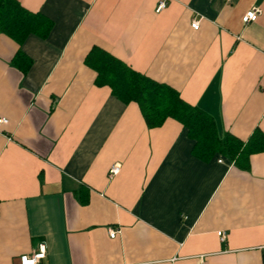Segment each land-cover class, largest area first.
<instances>
[{
  "label": "crops",
  "instance_id": "crops-1",
  "mask_svg": "<svg viewBox=\"0 0 264 264\" xmlns=\"http://www.w3.org/2000/svg\"><path fill=\"white\" fill-rule=\"evenodd\" d=\"M15 1L51 27L19 46L0 34V264L40 245L39 264H264V151L246 169L198 158L179 123L147 128L83 62L105 51L243 145L264 136V0H166L158 13L160 0Z\"/></svg>",
  "mask_w": 264,
  "mask_h": 264
},
{
  "label": "trees",
  "instance_id": "trees-1",
  "mask_svg": "<svg viewBox=\"0 0 264 264\" xmlns=\"http://www.w3.org/2000/svg\"><path fill=\"white\" fill-rule=\"evenodd\" d=\"M50 27L43 16L26 11L15 0H0V34L18 46L30 34L45 38ZM83 62L95 73V86L107 87L123 103L136 104L147 128L159 127L166 119L179 123L193 142L192 153L198 158L217 154L246 169L248 155L264 151V136L259 132L255 131L243 145L229 135L218 138L211 118L183 102L176 91L131 70L97 47L88 51ZM11 64L23 73L29 62L18 50Z\"/></svg>",
  "mask_w": 264,
  "mask_h": 264
},
{
  "label": "built area",
  "instance_id": "built-area-1",
  "mask_svg": "<svg viewBox=\"0 0 264 264\" xmlns=\"http://www.w3.org/2000/svg\"><path fill=\"white\" fill-rule=\"evenodd\" d=\"M166 4H167L166 0H160L159 2H157L155 7V13L162 11L166 7ZM258 14H259V10L256 8H252L244 14V16L242 17V22L244 24L254 22ZM198 23L199 22L197 20L190 21V28L196 30L198 28ZM5 123H6L5 120L3 119L0 120V125L1 124L3 125ZM218 162H220V160H218ZM118 171H119L118 164L110 165L107 171L108 178L115 176L118 173ZM107 233H108V237L113 239L116 236L117 231L108 229ZM216 235L218 236L220 241L224 239V235L221 232H218ZM44 254H45L44 246L40 245L36 252H33L30 255L20 256L19 262L20 264H39V262L44 258Z\"/></svg>",
  "mask_w": 264,
  "mask_h": 264
}]
</instances>
